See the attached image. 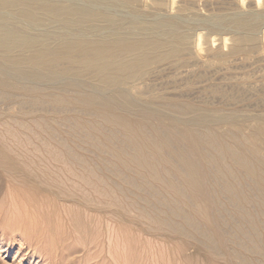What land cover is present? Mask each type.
<instances>
[{
	"label": "bare ground",
	"instance_id": "1",
	"mask_svg": "<svg viewBox=\"0 0 264 264\" xmlns=\"http://www.w3.org/2000/svg\"><path fill=\"white\" fill-rule=\"evenodd\" d=\"M124 1L60 8V1L51 0L52 6L45 1L49 7L32 11L28 0H0L14 14L8 19L0 8V104L20 107L15 116L0 110L1 241L21 264H264V117L253 127L242 124L238 134L230 125L201 130L191 121V105L162 97L156 111L145 105L151 99L144 104L125 94L139 93L140 66L168 58L154 55L162 40L145 32L186 40L188 20L180 15L188 7L182 1L176 16L155 15L146 28L136 26L137 34L117 25L112 10ZM161 1L155 7L171 3ZM24 21L55 29L36 35ZM99 21L109 34L84 37ZM242 22L253 24L250 17L228 21L233 27ZM60 40L64 45L55 48ZM64 51L83 57L70 62L93 71L90 83L81 87L75 79L66 85L73 91L54 85L63 73L49 70ZM193 51L198 59L202 51ZM45 78L53 86L34 84ZM98 88L118 91L105 95ZM176 107L183 121L169 117ZM223 210L233 214V224L223 219Z\"/></svg>",
	"mask_w": 264,
	"mask_h": 264
},
{
	"label": "rangeland",
	"instance_id": "2",
	"mask_svg": "<svg viewBox=\"0 0 264 264\" xmlns=\"http://www.w3.org/2000/svg\"><path fill=\"white\" fill-rule=\"evenodd\" d=\"M31 1L32 0H28V3L29 5H31L30 6L31 8L32 6H34V8L31 9L32 11H36L35 9H38V7H39L38 11H40V9H42L45 6L44 2L45 1L47 2V0H37V1L33 0L35 3L33 5V1H32V4H30ZM50 1L49 3L48 2L47 3L50 4L51 3ZM96 1H99V0H96ZM105 1L115 2L119 0H105ZM121 1H124V0H121ZM144 1L145 0L143 1L142 0H125L124 2L125 3L127 2V3L124 7H120V9L118 8V9L112 10L114 15H116L117 18H119L117 25L122 26V27L124 26L128 30L134 29L133 30L134 33L138 34L137 30L139 29L137 27H140L141 25L146 28V26L148 25L147 23H149V20L153 19L155 15H156V18H164V19L165 17L168 18L171 15L176 16L177 9L179 8V6L185 5L186 7H188V10L180 16L181 18L184 17L183 18L184 21L186 19L188 20V22L185 21L187 23V27L185 29V34L187 38L186 40L184 39V40H181L180 42V40L171 39L170 37L165 36L164 34L161 35V34L154 33L156 35H153V33L145 32L147 36L151 35L150 36L151 38L158 39L159 41L162 40L163 46L159 47L158 50L159 49L160 50L159 51L156 50L155 51L156 53L154 52V55L157 54L159 56V55H166L168 53L167 59L168 60L170 59V60L168 62V60L165 59L166 62L165 60H163L161 61L163 62L162 64L161 62H158V61L157 62L151 61L149 65H147L146 67L140 66V68L143 69V72H144V75L142 77L143 80L142 79L139 80V83H138L140 88L139 90H137V92H139L140 94L136 93V91H132V92L126 91V93L125 92L124 93L129 94V96L133 97L135 100L140 98L143 101V103L146 100L149 101L151 99V102H148V103L145 102L146 104L145 103L144 104L148 106L149 108L150 107L154 108V110L157 109L156 111H160V109L162 108V105H161L162 97L165 100L169 98L170 101L177 102L181 106L186 105V104L191 105V107L193 108V111L195 110L193 112L194 118L192 117L191 121L194 120L193 123H195L196 125L198 124L197 126L198 128L200 127L201 130L202 129L206 130L205 126L209 129H212L219 125L220 128L218 127V129L225 131L226 127L230 125L234 127V132L238 134V133H241L242 124L243 125L249 124L250 126L251 124L253 126L257 125L255 124V122L258 123L259 122L258 119L264 117V91H263L264 90V64H263L264 63V55H263L264 53H262L264 51L263 50L264 48V0H261V2H259L258 5L256 4L257 0H240L241 2L239 0H207L208 2L206 0H196V1L194 0L195 2H193V0L192 1L190 0L191 3L188 2L189 0H165L164 2L161 1V3L163 4L166 3L164 4L165 6L169 4V2L171 1V3L168 6H166L168 7V10L164 6L160 8L155 7V4H154L155 0H150V1L146 0V2ZM182 1H183V4H181ZM197 1L199 2L197 3ZM54 2H58V4L56 5L57 6L59 5L60 8H63V7L70 8L73 5H79V6L85 5V7H89L90 4L92 3V0H77V1L76 0H73V1L72 0H57V1L54 0ZM54 2L51 3V6L52 4H54ZM150 2L152 6L150 5ZM229 2H232L234 5ZM47 3H46V6L49 7L50 5H47ZM207 4H210V6ZM171 6L174 7V10L170 9ZM145 7H147L149 10L148 9L146 10ZM0 8L3 10L6 9L5 12L4 11L2 12L5 13L8 19L14 17L13 16L14 14L12 13V11H10L11 9L8 8L7 6L0 5ZM153 8L154 9L156 8V10L159 12L160 11H163V12L158 13L156 10L153 11ZM189 10L191 13L190 12L188 13ZM101 11H103V8L97 7L96 12H101ZM164 11L166 12V14ZM174 12H176L175 15L171 14ZM192 16L193 18H191ZM125 17L129 18L130 20H134L135 26L133 25V23H124V21H122L121 19L122 18L124 19ZM249 17L252 18V23H253L252 26H250V28L247 24L243 22H242V25H240V27L239 26L233 27L231 24L228 23V21L231 19L233 20L242 19L243 20ZM191 21L198 22V23L194 24ZM213 24L215 25V27ZM218 24L219 26H216ZM22 25L29 32L36 34V35L50 34L55 29L54 26L50 23H45L42 25H31L27 21H24ZM131 26L134 28H132ZM197 27L198 28L203 27V28L201 30H197L198 29ZM197 31L198 32L204 31L205 33L202 34L203 35L202 37L206 38L207 36L208 40L207 38L204 40L202 37L201 38L203 40L201 38L200 39L196 38L195 34ZM102 34L103 36H107L109 32H108V28L106 24L103 21H99V22H96L94 25H90L87 27V29L85 30L84 37L92 39V37L95 38V37L101 36ZM163 35L165 36V38L163 37ZM193 36H195L196 39L193 38ZM60 41L57 42V45L54 44L56 45L55 48H61L64 45L62 41L61 42ZM200 43H202L201 46H199ZM196 44H198V46ZM40 47L37 46L33 49L34 50L37 49L35 52H38L40 50L42 51L44 47L42 45ZM201 47L203 48L201 49ZM196 48H198L199 51L200 50L202 51V52H199L200 57H198V59H197V56L194 55L196 52L194 53L193 51V50L196 51ZM48 49H51V48H48ZM162 52H166V53L163 54ZM63 53L64 54H62V59L57 63V66L56 65L55 67L52 66L49 70L50 72L52 71V72L63 73L61 79L56 82L57 84H54V85L58 87H61V85L67 87L66 85L69 82L74 81L75 79H78L79 85L81 83L85 86V84L90 83L91 79H93V76H95L93 71L87 70V69L84 71L83 69L82 70L83 72H82L79 68H77V66H75V64L73 65V63L70 62L71 58H74L76 56H77L76 58H78V56L80 55L77 53H74L72 55L65 51ZM81 57H79L80 59L79 58L78 59L82 61L83 57L82 58ZM197 60L199 61L197 62ZM169 63H171L172 65ZM167 64L168 66L170 65V67L166 66ZM239 68H241V70ZM184 69H187L189 71L186 70L185 73H183ZM225 69L226 70L228 69V70L225 71ZM236 69H238L239 72ZM252 70L254 71L253 73H252ZM154 71L156 72L153 73ZM179 72L180 74L177 75V73ZM186 72L188 73L186 74ZM181 74L184 76L181 77ZM258 74L260 75L262 74V75L260 76ZM242 75L246 77H243ZM23 78L24 79H21V80H25L24 83L30 82V79L26 80L25 77ZM45 79L47 80V78ZM145 79L147 80L150 79L151 82ZM154 79L158 82H156ZM46 80H42L41 83L36 82L34 84L37 85L38 83V86L42 84V86L40 87H45L46 85H50V83H52V82L49 83V80L47 81ZM242 80L245 84L242 82ZM32 81L33 79H31V82ZM165 81L166 83H164ZM246 83H248L249 85ZM239 85L240 86L242 85V87H240ZM80 86L82 87V85ZM67 88H68V91H73L71 88L69 87ZM98 90L100 93L102 92L105 95L108 93L103 90L101 91L99 88ZM98 90H95V91L98 92ZM116 91L118 90H111L109 91L108 95H112ZM70 93H73V92H70ZM147 94H149L150 96ZM153 98H155L154 100H156L155 104L152 103ZM149 104L152 106H150ZM12 105L13 106H6L4 103L1 102L0 110L3 112L6 111L7 113L6 112L5 113L9 116H15L18 113L20 107H19V104L16 102L12 103ZM178 110L180 111L178 107H176V110L172 109V111H170L172 113H169V117L176 118L180 121H183L186 118L183 117L184 115H182ZM177 111H178V114H176ZM226 211L223 210L222 211L223 216L222 215L221 216L223 217V219L233 224L236 220V219L234 220L235 217L233 218V216H231L233 214L229 212L228 210ZM228 229H231V227H228ZM3 245H4V242H2L0 239V264H21L20 259L14 253L15 251ZM262 246L264 247V243ZM166 258H167V255H166ZM95 262L96 261H92L91 263L89 262V264H95ZM147 262H145V264H154L151 262H148V263ZM215 264H218V263H215ZM223 264H225V262H223Z\"/></svg>",
	"mask_w": 264,
	"mask_h": 264
}]
</instances>
